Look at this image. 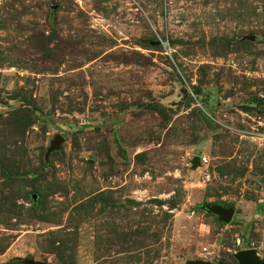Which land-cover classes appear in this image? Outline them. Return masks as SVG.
Segmentation results:
<instances>
[{
	"label": "rangeland",
	"instance_id": "obj_1",
	"mask_svg": "<svg viewBox=\"0 0 264 264\" xmlns=\"http://www.w3.org/2000/svg\"><path fill=\"white\" fill-rule=\"evenodd\" d=\"M256 99L264 0H0V264L264 261Z\"/></svg>",
	"mask_w": 264,
	"mask_h": 264
},
{
	"label": "water",
	"instance_id": "obj_2",
	"mask_svg": "<svg viewBox=\"0 0 264 264\" xmlns=\"http://www.w3.org/2000/svg\"><path fill=\"white\" fill-rule=\"evenodd\" d=\"M158 44V43H157ZM61 137H56L48 151L47 154H49L51 151H54L58 149L59 144L62 142ZM192 167L196 168L200 165L199 163V157H194L191 161ZM203 210L212 213L216 216H218V221L223 224H228L231 222L233 216H234V210L231 208H226L222 205L217 206H203ZM235 259L237 260L238 264H264V261H262L259 256L257 255L255 250H243L240 251L238 254L235 255ZM24 264H42V263H36L33 261H23ZM187 264H213L206 261H191Z\"/></svg>",
	"mask_w": 264,
	"mask_h": 264
},
{
	"label": "trees",
	"instance_id": "obj_3",
	"mask_svg": "<svg viewBox=\"0 0 264 264\" xmlns=\"http://www.w3.org/2000/svg\"><path fill=\"white\" fill-rule=\"evenodd\" d=\"M251 104L253 106H263L264 107V99H256L254 101L251 102ZM145 108L147 110L153 111L155 113H157L163 120H167L169 118V114L172 112L171 109H167L164 108L161 105H157V104H149V105H145ZM260 214L263 213V211H260Z\"/></svg>",
	"mask_w": 264,
	"mask_h": 264
},
{
	"label": "built area",
	"instance_id": "obj_4",
	"mask_svg": "<svg viewBox=\"0 0 264 264\" xmlns=\"http://www.w3.org/2000/svg\"><path fill=\"white\" fill-rule=\"evenodd\" d=\"M249 138L250 141L252 142V144L258 146L260 149L264 150V133H253V134H249ZM199 163L202 166H205L208 161L206 157H199ZM136 195H140L139 193H137Z\"/></svg>",
	"mask_w": 264,
	"mask_h": 264
}]
</instances>
